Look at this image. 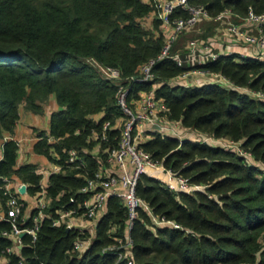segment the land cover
Listing matches in <instances>:
<instances>
[{"label":"trees","instance_id":"16d2710c","mask_svg":"<svg viewBox=\"0 0 264 264\" xmlns=\"http://www.w3.org/2000/svg\"><path fill=\"white\" fill-rule=\"evenodd\" d=\"M190 1L203 3L212 15L230 7L236 21L249 7L255 12L264 10V0ZM151 8L144 0H0V138L13 131L22 104L37 111L53 95L60 105L50 115L53 139L40 132L34 149L64 165L49 174L50 216L41 219L35 239L24 233L19 251H5L13 239L1 233L10 222L0 219V254H6V264H264V99L235 86L264 89L261 57L221 54L199 64L221 72L233 86L210 81L171 83L169 78L187 67L171 55L157 59L153 66V81L158 83L155 92L167 103L170 118L191 131L239 141L259 160L252 163L236 149L189 136L180 140L155 133L141 141L142 148L164 166L200 184L183 191L170 189L147 173L138 179L136 190L153 211L180 222L183 228L155 224L140 207L130 230L132 263H128L113 250L103 249L113 236L125 237L127 232L126 207L119 196H108L95 235L84 251L72 247L78 234L75 227L52 223L57 207L84 197L78 189L86 175H92L105 160L102 148L115 146L119 138V128L108 127L99 152L90 151L94 146L87 139L91 130L122 114L116 84L102 75L90 57L117 66L122 76H128L139 63L156 56L163 43L159 21L153 19L151 27L142 22ZM188 31L178 34L171 53L180 50L183 54L185 43L178 46L177 41ZM151 84L136 83L134 89H148ZM70 147L78 149L85 165L74 167L66 162ZM16 156V140H5L0 159V208L4 211L7 178L19 177L32 193L40 188L41 174L35 163L16 166ZM31 222L30 217L25 224ZM87 235V230L80 233Z\"/></svg>","mask_w":264,"mask_h":264},{"label":"built area","instance_id":"2783aa9c","mask_svg":"<svg viewBox=\"0 0 264 264\" xmlns=\"http://www.w3.org/2000/svg\"><path fill=\"white\" fill-rule=\"evenodd\" d=\"M150 2L152 8L143 17L159 21L158 29L163 37V43L156 56L149 57L138 64L136 72L122 76L117 66L102 63L90 57V61L99 69L103 76L112 80L116 88L117 103L122 110V123L119 127L117 144L112 147H103L105 160L100 161L92 175H86L84 184L78 190L85 193L84 197L77 199L73 204L61 205L56 208L53 224L64 223L67 227H75L78 234L73 240V249L84 251L88 245V238L80 236L85 231L82 221L87 219L96 224L97 219L103 213L109 195L119 196L126 207L127 232L125 237L113 236V240L104 245V250H113L117 258H126L132 263L130 249L133 243L130 235L134 219L138 216V210L143 207L149 213L152 221L160 225H172L183 228V225L163 214L155 213L149 204L136 190L138 179L142 173L152 170L164 169L168 175L162 181L173 190L192 191L200 184L192 183L189 178L171 167L164 166L163 162L154 158L151 153L142 148L140 142L153 136L155 133L170 134L178 139H183L181 132L176 127L180 121L168 116V105L162 96L155 92L157 82L153 81L155 74L153 66L157 59L173 56L177 63H186L187 67L169 78L171 83L193 84V76H197L198 83L220 82L233 86L234 83L219 71L209 70L199 64L214 59L221 54H236V56H255L264 58V10L255 12L249 7L247 12L234 20L235 11L230 7H224L215 14H210L203 3L190 0H144ZM178 9L185 13H178ZM203 18L218 20V31L215 35L202 38H189L184 44L185 51L175 50L171 53V47L178 34L183 30L192 29ZM147 27V26H146ZM152 81L148 89H134V85L140 82ZM239 90L246 91L256 98L264 99V89H253L248 85H235ZM113 127L112 122L105 120L101 128L92 129L87 139L94 141L90 150L96 154L99 152L101 142L107 139V128ZM187 128V127H186ZM189 129V128H187ZM190 130V129H189ZM9 138L14 139L10 132L0 138V159L3 154V142ZM192 139L221 143L218 137L212 135L194 134ZM48 139L53 137L48 134ZM239 142V141H237ZM225 146L224 143H221ZM242 155H250V152L239 145L236 149ZM57 158L59 156H56ZM66 162L71 166L85 165V160L78 154V149L70 147L67 151ZM64 168L60 161H55L49 172H57ZM6 183V182H5ZM48 183L41 184L40 188L32 193L34 208L28 215L23 211L24 199L17 193L6 187L7 197L5 205L7 211L4 217L10 222L9 228L2 229L1 233L13 239L11 245L6 246L5 251H15L22 246L20 232L29 233L35 239L41 219L50 216L47 208L51 203V196L47 193ZM60 193L57 194V197ZM72 199V198H71ZM31 217V224H25Z\"/></svg>","mask_w":264,"mask_h":264},{"label":"crops","instance_id":"0c3cea01","mask_svg":"<svg viewBox=\"0 0 264 264\" xmlns=\"http://www.w3.org/2000/svg\"><path fill=\"white\" fill-rule=\"evenodd\" d=\"M143 24L147 27L152 26V19L147 18L143 20ZM60 105L57 103L53 95H50L47 100L41 102L40 110H32L22 104L19 109V117L15 123L13 131L10 132L17 142V156L15 165L26 162H33L36 165V171L41 174L40 183L45 184L49 181V170L56 159L46 155L43 152H37L34 149V143L41 137L40 132L49 134V121L51 112L57 109ZM95 117H99V113L95 114ZM122 114L115 117L112 122L113 127H120L122 123ZM183 136H189L188 130H182ZM92 149V148H91ZM149 174V173H148ZM150 175L164 181L168 178L164 169L151 170ZM6 187H9L12 191L17 193L24 199L23 211L25 215L31 213L34 208V202L32 200V192H29L27 187L28 183L21 180L19 177L12 175V177L6 179ZM4 209L0 208V219L4 217ZM84 229L88 231L86 236L89 243L95 235V224L90 220H83ZM19 249L17 248V250ZM0 263H7V256L5 253L0 254Z\"/></svg>","mask_w":264,"mask_h":264},{"label":"rangeland","instance_id":"374dc122","mask_svg":"<svg viewBox=\"0 0 264 264\" xmlns=\"http://www.w3.org/2000/svg\"><path fill=\"white\" fill-rule=\"evenodd\" d=\"M218 23L210 20V18H203L200 19L196 25L194 26V28H192L190 31L183 33L181 35V37H179V41H177V45L181 46L183 45L187 39L189 38H202L205 37L203 35H201L200 33L205 32L208 35H215L218 31ZM197 76H193V80L194 82H197V79H200V77L196 78ZM177 131L182 133V130H188L189 135L193 136L194 134H203V135H207L209 136L210 134L207 133H200V132H196V131H191L189 129H187L183 124L180 123V125L178 127H176ZM218 139L220 140L221 143H224L225 146L227 147H231L233 149H237V146L239 145V142L227 137V136H219ZM249 161H251L252 163H259V160L253 158L252 156L248 155L247 156ZM263 165V164H262Z\"/></svg>","mask_w":264,"mask_h":264},{"label":"water","instance_id":"95a60500","mask_svg":"<svg viewBox=\"0 0 264 264\" xmlns=\"http://www.w3.org/2000/svg\"><path fill=\"white\" fill-rule=\"evenodd\" d=\"M24 234V231L20 232L19 236H22Z\"/></svg>","mask_w":264,"mask_h":264}]
</instances>
